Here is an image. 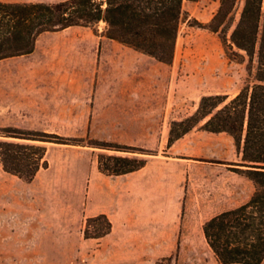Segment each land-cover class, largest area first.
<instances>
[{
    "label": "rangeland",
    "instance_id": "374dc122",
    "mask_svg": "<svg viewBox=\"0 0 264 264\" xmlns=\"http://www.w3.org/2000/svg\"><path fill=\"white\" fill-rule=\"evenodd\" d=\"M0 1L54 3L64 0ZM242 4L243 0L237 1V14ZM218 6L219 0L183 2L185 15L179 26L174 56L183 73L195 75L189 85L178 89L180 102L188 97L190 108L197 105L198 109L204 96L223 95L229 100L247 81L246 64L229 61L217 34L195 24H207ZM103 29L104 24L100 23L93 29L71 27L46 33L39 38L32 54L0 62V127L56 134L82 144H43L49 150L46 179L55 190L54 235L35 233L38 211L30 200L26 218L14 211L13 206L5 211L0 202V264H85L91 247L82 234L85 220L81 206L89 168L97 165L100 154L146 159L147 154L154 152L157 141L143 140L134 125L127 122V106L122 101L126 93L122 89L126 90L129 71L157 64L128 50L121 53L125 48L103 36ZM119 104L124 106L118 108ZM118 120L124 123L119 124ZM171 124L165 125L169 131ZM199 125L201 122L195 127ZM183 128L173 127L174 134ZM138 135L143 145L126 143L136 142ZM94 140L142 148L146 154H119L89 147L88 143ZM205 222L202 219L183 221L185 250L138 264H220L203 238ZM99 258L104 260L102 255Z\"/></svg>",
    "mask_w": 264,
    "mask_h": 264
},
{
    "label": "trees",
    "instance_id": "16d2710c",
    "mask_svg": "<svg viewBox=\"0 0 264 264\" xmlns=\"http://www.w3.org/2000/svg\"><path fill=\"white\" fill-rule=\"evenodd\" d=\"M196 2L197 0H186ZM219 0L207 24L198 27L217 34L229 61L245 63L247 81L231 99L204 96L194 115L172 122L168 145L204 121L201 129L230 135L242 163L230 171L254 185L249 201L207 220L202 226L205 242L220 264H262L264 261V0ZM184 0H64L46 2L0 1V61L33 53L38 38L71 27L95 28L104 24L103 36L159 63L174 58ZM196 22V21H194ZM173 127H184L174 134ZM0 165L4 172L30 183L38 171L48 168L45 143L82 145L76 139L41 131L0 127ZM89 147L119 154H146L138 147L94 140ZM152 155V154H147ZM145 159L100 154L98 170L120 176L144 167ZM216 164H222L213 161ZM103 215L87 218L84 239H100L110 233Z\"/></svg>",
    "mask_w": 264,
    "mask_h": 264
},
{
    "label": "crops",
    "instance_id": "0c3cea01",
    "mask_svg": "<svg viewBox=\"0 0 264 264\" xmlns=\"http://www.w3.org/2000/svg\"><path fill=\"white\" fill-rule=\"evenodd\" d=\"M112 41L125 48L123 54L130 51L146 56ZM154 62L157 66H139L129 71L126 90L122 89L126 93L122 101L127 106V122L134 125L143 140L157 141L154 152L147 156L144 167L125 175L106 176L97 165L89 168L82 191V218L103 214L112 228L100 239H85L91 247L85 264H138L171 256L186 249L184 220L207 221L247 203L254 192L250 180L229 170L242 163L233 138L202 130L205 120L168 145L169 130L165 125L180 122L197 111V105L190 108L188 97L180 102L178 91L180 86L189 85L195 75L183 73L175 56L170 65ZM142 139L138 135L136 142L126 143L143 145ZM48 154L47 149L46 158ZM48 169L49 166L41 169L32 182L25 183L4 172L0 165V202L5 211L13 206L25 218L32 202L31 206H37L39 221L35 233L49 237L56 226L55 190L46 179ZM7 175L16 179H8Z\"/></svg>",
    "mask_w": 264,
    "mask_h": 264
}]
</instances>
